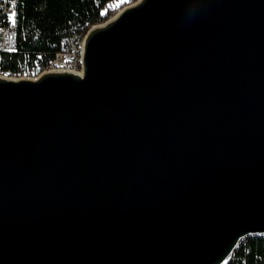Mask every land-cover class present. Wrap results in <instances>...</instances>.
Wrapping results in <instances>:
<instances>
[{"label": "water", "instance_id": "obj_1", "mask_svg": "<svg viewBox=\"0 0 264 264\" xmlns=\"http://www.w3.org/2000/svg\"><path fill=\"white\" fill-rule=\"evenodd\" d=\"M264 237V0H138L81 73L0 78V264H226Z\"/></svg>", "mask_w": 264, "mask_h": 264}, {"label": "trees", "instance_id": "obj_2", "mask_svg": "<svg viewBox=\"0 0 264 264\" xmlns=\"http://www.w3.org/2000/svg\"><path fill=\"white\" fill-rule=\"evenodd\" d=\"M107 1L18 0L17 52L2 55L0 65L15 73L34 61L47 65L62 37L83 35L104 21L101 6ZM226 264H264V237L242 240Z\"/></svg>", "mask_w": 264, "mask_h": 264}, {"label": "built area", "instance_id": "obj_3", "mask_svg": "<svg viewBox=\"0 0 264 264\" xmlns=\"http://www.w3.org/2000/svg\"><path fill=\"white\" fill-rule=\"evenodd\" d=\"M138 0H109L101 6L102 14L116 16L124 8L135 4ZM98 5V3L96 4ZM12 12L17 15L15 20H10ZM103 14V15H104ZM93 27V26H91ZM90 27V28H91ZM18 0H0V52H13L17 50L18 44ZM83 35L64 36L59 42V50L55 53L54 58L47 65L40 61H34L27 64L25 69L20 73H15L0 65V78L8 79H37L41 74L49 71H68L81 73L83 45L86 33ZM2 53V55L13 54Z\"/></svg>", "mask_w": 264, "mask_h": 264}, {"label": "rangeland", "instance_id": "obj_4", "mask_svg": "<svg viewBox=\"0 0 264 264\" xmlns=\"http://www.w3.org/2000/svg\"><path fill=\"white\" fill-rule=\"evenodd\" d=\"M111 18H113V17H112V16H108V17L105 18L104 21H103L102 23H100V24H103L104 22L110 20ZM100 24H97V25H100ZM94 26H95V25H94ZM89 29H90V28H89ZM16 52H17V51H16ZM16 52H15V53H16ZM2 53H13V52H0V56H1Z\"/></svg>", "mask_w": 264, "mask_h": 264}, {"label": "snow or ice", "instance_id": "obj_5", "mask_svg": "<svg viewBox=\"0 0 264 264\" xmlns=\"http://www.w3.org/2000/svg\"><path fill=\"white\" fill-rule=\"evenodd\" d=\"M16 13L15 12H12L11 16L9 17L10 20H15V17H16Z\"/></svg>", "mask_w": 264, "mask_h": 264}]
</instances>
